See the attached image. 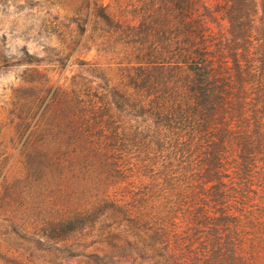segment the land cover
<instances>
[{
    "label": "trees",
    "instance_id": "16d2710c",
    "mask_svg": "<svg viewBox=\"0 0 264 264\" xmlns=\"http://www.w3.org/2000/svg\"><path fill=\"white\" fill-rule=\"evenodd\" d=\"M92 8L130 65L120 84L94 66L102 83L55 87L28 133L34 249L65 264H264V0H150L136 22ZM38 107L18 115L21 136Z\"/></svg>",
    "mask_w": 264,
    "mask_h": 264
},
{
    "label": "rangeland",
    "instance_id": "374dc122",
    "mask_svg": "<svg viewBox=\"0 0 264 264\" xmlns=\"http://www.w3.org/2000/svg\"><path fill=\"white\" fill-rule=\"evenodd\" d=\"M97 1L114 17L136 22L135 12L150 0ZM206 1L212 6L220 2ZM93 2L0 0V264H65L59 256L35 250L29 241L32 212L42 197L26 177L22 147L55 87L69 85L74 78L102 83L90 74L94 66L104 68L114 83L125 81L128 50L95 17ZM25 51L38 60L16 64ZM44 79L48 93L29 89ZM29 106L38 109L21 136L18 115L23 117Z\"/></svg>",
    "mask_w": 264,
    "mask_h": 264
}]
</instances>
